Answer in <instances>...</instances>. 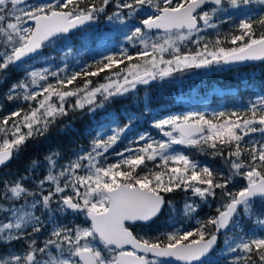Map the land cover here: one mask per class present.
Instances as JSON below:
<instances>
[{
	"label": "snow or ice",
	"instance_id": "obj_1",
	"mask_svg": "<svg viewBox=\"0 0 264 264\" xmlns=\"http://www.w3.org/2000/svg\"><path fill=\"white\" fill-rule=\"evenodd\" d=\"M111 3L116 10L107 19L119 22L127 29L124 40L133 46L142 45L143 50L133 56L125 49L119 57L108 55L97 61L94 71L82 69L65 76L61 73L67 64L56 71L29 66L46 42L96 20ZM252 5L260 6L258 18L248 14L254 11ZM145 9L149 13L139 19V26L129 28V21ZM232 12L245 16L236 25L240 34L231 36L233 45L242 42L238 47H221L217 38L214 48L204 43L194 53H180V44H200L205 39L201 34L217 29L226 13L232 20ZM255 24L264 28V0H100L99 6L91 0L83 8L79 0L36 4L0 0V79L8 80L10 68L22 69L25 75L10 85L4 99L35 102L0 117V166L18 156L28 141L47 137L58 122L70 117V111L94 113L114 98L133 92L137 85H148L181 68L264 61V31L257 35ZM170 51L175 55L165 60L164 53ZM134 59L142 63H131ZM125 60L129 63L121 68ZM105 71L111 75L104 77V83L93 86L91 79H85L82 87H68L80 77H95ZM50 76L56 78L55 83H40ZM70 97L75 101L69 102ZM214 116L208 119L204 114L191 113L160 119L154 127L167 140L141 135L138 139L145 143L117 152L121 158L115 163H106L105 154L134 117L123 127L117 124L105 130L110 135L97 132L90 149L75 153L66 164L60 165L59 152H52L44 161L33 159L30 176L0 182V247L6 249L0 254V264H214L218 233L242 228V216L254 220L260 231L237 234L225 242L226 251L236 253L230 264H264V96L243 112ZM65 130L70 133V125ZM255 133L260 134L259 140L250 138ZM175 145L211 150L210 155L225 160L227 172L200 165L177 151ZM157 158L160 162L154 169L159 170L137 171ZM40 167H46V175L37 177L38 182L29 190L26 181L35 177ZM237 177L246 183L239 190H229ZM217 190L223 199L217 214L206 221L197 220L195 230L177 229L163 238L151 239L132 230L137 224L154 222L166 206L171 216L174 209L165 194L190 192L196 199L185 202L184 216L192 219L199 207L196 200L216 198ZM37 209L43 210L44 218L36 214ZM54 213L83 219L67 224L58 222ZM42 233H46L44 239L40 238ZM16 244L22 247L15 250Z\"/></svg>",
	"mask_w": 264,
	"mask_h": 264
},
{
	"label": "trees",
	"instance_id": "obj_2",
	"mask_svg": "<svg viewBox=\"0 0 264 264\" xmlns=\"http://www.w3.org/2000/svg\"><path fill=\"white\" fill-rule=\"evenodd\" d=\"M39 1L47 0H36L35 4ZM91 0H79V7L83 8L89 4ZM100 0H96L97 6H99ZM116 10L115 4L111 3L104 13L98 14V25H95L94 21L87 27L80 29L79 31L71 34L70 36H61L49 42L43 50L42 57L48 59V64L51 65L53 71H56L62 66V57L65 56L63 53H67V63L73 66L77 61V66L74 67V72L79 69V66L85 68L88 71H94L97 61L102 60L104 46L109 45L112 42L119 40V36L107 26V16L111 15ZM260 15V14H259ZM253 16V18H258ZM146 16L145 12H142L139 17L129 21L133 24H139V19ZM244 16L237 12L232 14V20L221 19L223 22L219 23L218 26V38L221 41L220 46L224 48L238 47L240 43L233 45L231 43L232 35H239V30L236 27L240 19ZM254 31L259 35L261 31H264L259 24L254 25ZM247 39V37L245 38ZM192 49H184L183 54L194 53L198 51L191 41L187 42V46ZM200 45H203L201 43ZM130 44L128 43V47ZM188 46V47H189ZM90 47V50L86 48ZM132 52V51H131ZM79 54V57L75 59V55ZM182 54V53H181ZM116 56H120L117 54ZM72 57L71 59H69ZM101 58V59H98ZM75 59V60H74ZM129 62L124 61L120 65L124 68ZM79 65V66H78ZM10 77L7 81L0 79V102L3 103V108L0 109V117L8 115L11 111H14L18 106H27V103L35 102H24L19 101L17 103L8 102L4 99V94L7 92L11 84L16 83L18 80L25 79L23 70H8ZM114 71V70H113ZM73 71H69L71 73ZM176 72V73H175ZM61 73V76H64ZM110 71H105L99 76L95 77H80L73 85L68 86L69 89L75 87H82L85 79H91L93 86L100 83H104L105 76H109ZM54 77H49V81L55 80ZM143 87L139 86L138 90L131 93L128 99L123 102V105L117 107L120 103L119 99L112 100L111 103H107L103 108L108 109L107 111H116L117 114L125 115L128 119L134 117L132 125H138V130L145 129L152 122L162 117H165L171 113L179 112L189 109L197 108L202 106L217 107L222 106L225 109V113L232 112H243L247 109L252 102L258 97L264 96V63L259 64H215L211 67L204 69H190V70H176L173 71L170 76L163 79L157 78L151 82V85L143 94ZM76 98H69V102H74ZM159 114L153 118L154 112ZM94 114V115H92ZM104 113L97 109L94 113L87 111H76L71 113L70 117L63 118L62 122H58L54 126L47 137L30 140L23 151L18 156H14L13 160L9 165L0 171V182L3 181H14L19 179L21 176H30L32 164L31 161L36 159L38 161H44L45 157L52 152L60 153V164L67 163L69 159H74L75 153L80 152L82 149H90L91 141L96 135L99 127L105 122L101 117ZM206 118L213 119L210 113L204 114ZM94 116V117H93ZM123 119V118H122ZM121 122L123 125L126 123ZM70 125V133L65 130ZM138 132V131H137ZM156 134V132L154 133ZM137 136V135H135ZM260 138L259 133L251 135V139ZM128 137L126 136L123 140L119 141L106 156V163H115L121 157L117 156V152H122L124 149L129 148ZM248 139V138H246ZM133 145L139 148L140 143L133 142ZM136 148V149H137ZM181 152L188 155L192 160L198 162L200 165L209 166L214 171L227 172V165L225 160L219 156L210 155L209 149L205 148L200 151L195 148H187L181 146L179 149ZM128 155V153H125ZM159 159L156 162H147V168L141 166L137 169L140 174H144L149 169H154V164L159 163ZM126 170V169H125ZM159 170V169H154ZM46 167H40L36 169L35 177H32L26 184L29 190L33 189V183L38 182V178H42L46 175ZM246 181L242 178L237 177L231 185L229 190L236 191L244 186ZM166 200L172 202L171 207L174 209L171 216L169 215V209L165 211L157 220H155L150 226H135L133 231L138 236L144 238L161 237L163 235L177 230L178 227L184 226V230H195L199 225L196 223L197 220L206 221L209 217L215 216L216 209L221 206L223 199L220 196V190H217L216 198H209L207 201L196 200L199 205L197 212L194 214V218L189 219L186 223L184 220V205L185 202H191L196 199L191 197V193L185 194L183 191H176L173 193L165 194ZM43 210L37 209L36 214L42 215ZM2 215V214H0ZM58 222L67 224L78 223L83 218L74 217L71 215L65 216L60 213H54ZM42 218L43 215H42ZM242 228H235L232 231H226L220 238V245L215 250L213 255L214 264H230L232 256L228 253L220 254L219 250L222 247L225 240H232L237 234L252 235L253 233H259L260 229L255 225L254 220H250L247 216L241 217ZM50 230V229H49ZM209 231L212 230V226H209ZM46 233H42L40 238L44 239ZM247 238V237H245ZM22 247L20 244L15 245V250ZM14 249H7L12 251ZM6 251L5 247H0V254H4Z\"/></svg>",
	"mask_w": 264,
	"mask_h": 264
},
{
	"label": "rangeland",
	"instance_id": "obj_3",
	"mask_svg": "<svg viewBox=\"0 0 264 264\" xmlns=\"http://www.w3.org/2000/svg\"><path fill=\"white\" fill-rule=\"evenodd\" d=\"M41 3H44V2L42 1ZM250 8L251 9H254V11H249L248 12V14L251 15L252 17L253 16H258L260 14V11H259L260 6L259 5H252V6H250ZM143 12H145V15H148L149 10L148 9H145V11H143ZM233 13L234 12H232L231 14H233ZM239 14L244 16V13L243 12H239ZM228 15L229 14L226 13L223 17H221V19H226V17ZM244 18H245V16H244ZM94 24L95 25H98V21L95 20ZM106 24H107V26H109L110 28H112V30L115 32V34L118 35L120 38H119L118 41L112 42L109 45L104 46L102 48V51H103L102 58L105 57V56H108V55L121 54L125 49H127V52L130 55H133V56H135L139 51L143 50V46L142 45H139V44H136L135 46H133V45L130 44V46L128 47V42L124 40V32L127 29H125L119 22H117V21H109L107 19ZM135 25L136 26H139V24H137V23H135ZM132 26H133V23L132 22L128 23V27L129 28H131ZM161 35H162V33H161ZM201 35H203L205 37V39L203 41H201L200 44L201 43H203V44L204 43H208L210 49L215 47V41L218 38V36H217L218 35V29H207ZM193 39H195V37H193ZM187 42L188 41H185L184 43L180 44V53L183 54V50L184 49H186V50L192 49L189 45H188L189 47L187 46ZM192 44L194 46H197V48H196L197 50H200L202 48V46H203V45H200V44H194V43H192ZM86 49L87 50H90V47H87ZM67 53H69V51L63 53L65 56L62 57V60L63 61H62L61 68H63L65 64H67V66H68L67 69L65 70L64 74H63L64 76L72 73V72L71 73H68L69 71H73L74 72V69H75L74 67L77 66V61L74 63L73 66H70L67 63V57H66ZM173 55H175L174 52H171V51L170 52H166V53H164V59L165 60L172 59ZM78 57H79V54L75 55V59H77ZM71 58L72 57H70L69 59H71ZM131 63H142V61L139 60V59H134L133 61H131ZM29 66L33 70H44V69H47L48 71H53L52 68H51V65L48 64V59L47 58H44L42 56L40 58H38L37 60L30 62L29 63ZM160 67H164V65H160ZM82 69H83V67L79 66V69L77 71H81ZM84 70H85V68H84ZM113 79H115V77H113ZM48 82L55 83V80H52V81H49V80L48 81H41L40 83L41 84H45V83H48ZM36 90H39V89L36 88ZM136 90H137V88L133 92H135ZM133 92H131V93H133ZM131 93L126 94V95H124V96H122L120 98H127ZM70 98H75V97H70ZM219 112H225V109L222 108V106H217L215 108L214 107H208V106H206V107L202 106V107H197V108H189V109H186V110L182 111L181 113H179V112L171 113V114H169V115H167L165 117H162L160 119H164V118H167V117L173 116V115L183 116V115H187V114H191V113H201V114L210 113L212 115L213 119H215L214 114L219 113ZM160 119H158V120H160ZM117 124L120 127H123L124 126L122 123H119V122H116V124H113V120L112 121H105L99 127V129H98L97 132H100L102 135H110L111 132L110 131H105V130L110 129L111 127H115V126H117ZM130 126L139 127L138 125H132V124ZM156 130L158 131L156 135H152L150 132H146V131H141V132L135 133V134L134 133H131L129 135H126L125 133H123L121 135V138L117 141V143L119 141L123 140L127 136L128 137L127 142H128L129 147H131L133 149H136L137 147H135L133 145V142L140 143L139 147L142 146L145 143V141H139L138 138L141 135H145L146 137H151L153 140H156V141H161V140H167L168 139L167 137H164L163 136L162 132L159 129L156 128ZM165 130H169V129L166 128ZM175 134L176 133H174V135ZM135 135H137V136H135ZM259 139L260 138L257 137L256 140H259ZM115 145H113V147ZM174 147L176 148L177 151H180L179 149L181 148V145H175ZM111 149H109V150H111ZM157 159H159V158H157ZM63 164H65V163H63ZM63 164H60V165H63ZM184 220L186 221V223L189 222V218H187V217H185ZM177 229H179L180 231H182L184 229V226L178 227ZM226 241L227 240H225V242ZM228 241H231V240H228ZM225 242L223 243L222 247L219 250V253L220 254L228 253L226 251L227 245H226ZM230 255L233 258L236 255V253H232Z\"/></svg>",
	"mask_w": 264,
	"mask_h": 264
},
{
	"label": "flooded vegetation",
	"instance_id": "obj_4",
	"mask_svg": "<svg viewBox=\"0 0 264 264\" xmlns=\"http://www.w3.org/2000/svg\"><path fill=\"white\" fill-rule=\"evenodd\" d=\"M35 1L36 0H29L28 1V3L29 4H35ZM42 1H39L38 3H41ZM45 2H47V1H45ZM218 26H219V24H218ZM70 36V35H69ZM59 38V37H58ZM102 57V56H101ZM98 59H101V58H98ZM155 81V80H154ZM151 82H153V81H151ZM151 82L148 84V85H138L137 86V90H138V87L139 86H142L143 87V89H144V91H143V94L145 95L146 94V91H147V89L149 88V86L151 85ZM117 99H119V101H120V103L121 104H119L117 107H120V106H122L123 105V102H125V100H127L128 99V97L127 98H120V97H116V98H114V100H117ZM205 107V106H204ZM99 110H100V112H102V113H104L103 115H101V117H103L102 119L103 120H105V121H112L113 119H115V121L116 122H119V123H121V122H124L123 121V119H125V122L126 123H128V121H129V119L125 116V115H121V114H117V112L116 111H107L108 109H105V108H99ZM156 113H157V115L159 114L158 112H154V115L152 116L153 118H155L156 116ZM92 115H94V114H92ZM94 117V116H93ZM123 118V119H122ZM156 121H158V119H157V117H156V119H155V121L154 122H152L151 123V125H149L148 127H146L145 129H141L140 131L138 130V132H136V133H139V132H141V131H146V132H150L152 135H156L157 134V130H156V128L154 127V123L156 122ZM125 123V124H126ZM124 124V125H125ZM139 129V128H138ZM156 132V134H154ZM135 134V133H134ZM133 135V134H132ZM167 209H168V206H166L165 208H164V210H163V213L165 212V211H167ZM162 213V214H163ZM161 214V215H162ZM160 215V216H161ZM157 220V219H156ZM153 223V222H152ZM151 223V224H152ZM150 224V225H151ZM142 224H139V225H136V226H141ZM150 225H143V226H150ZM133 230V229H132ZM20 245H22V244H20ZM172 264V263H171Z\"/></svg>",
	"mask_w": 264,
	"mask_h": 264
},
{
	"label": "water",
	"instance_id": "obj_5",
	"mask_svg": "<svg viewBox=\"0 0 264 264\" xmlns=\"http://www.w3.org/2000/svg\"><path fill=\"white\" fill-rule=\"evenodd\" d=\"M28 1H29V0H28ZM91 23H92V21L89 22V23H87V24H85V25H83V26H81L80 28L73 29V30H71L69 33H67V34H62V35H60V36H58V37H61V36H69V35H71V34L77 32V31H79L80 29L87 27V26H88L89 24H91ZM153 31H155V30H153ZM58 37H56V38H58ZM56 38H53L52 40H54V39H56ZM52 40L46 42L45 46H46L49 42H51ZM45 46H44V47H45ZM44 47L40 50L39 55L34 56V58H32L29 62H31V61H33V60L38 59L39 57H41L42 54H43ZM259 63H264V61L256 60V61L234 62V63H228V64L220 63V64L231 65V64H259ZM213 65H215V64L209 65L208 67H211V66H213ZM208 67H203V68H195V67H192V68H183L182 70H183V71H184V70H190V69L198 70V69H204V68H208ZM175 73H176V72H175ZM137 131H138V128H137V127H135V126H130V127L125 131V133H126V134H131V133H135V132H137ZM12 160H13V158H12V159H11V160H10L5 166H0V171H1L3 168H5L7 165H9V164L11 163ZM151 223H152V222H151ZM151 223H149V224H142V225H150ZM137 225H139V224H137ZM225 232H226V230H221V232L218 233V240H217V244H216V246H215V250L219 247V245H220V238H221L222 234H224ZM126 247L130 248V246H126ZM141 254H142V253H141ZM149 257L151 258L150 254H149ZM171 263H172V264H178V262H175V261H172ZM179 264H182V262H179Z\"/></svg>",
	"mask_w": 264,
	"mask_h": 264
}]
</instances>
